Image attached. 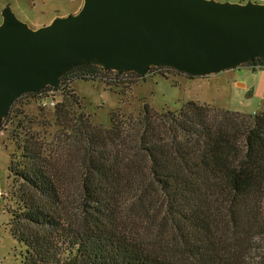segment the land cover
<instances>
[{
	"label": "trees",
	"instance_id": "trees-1",
	"mask_svg": "<svg viewBox=\"0 0 264 264\" xmlns=\"http://www.w3.org/2000/svg\"><path fill=\"white\" fill-rule=\"evenodd\" d=\"M247 64L264 66V57ZM131 76L144 75L82 60L60 86L21 96L64 90L55 108L83 174L72 198L60 175L68 159L34 133L18 137L10 229L25 245L23 264H264V104L257 113L197 101L177 111L145 104L135 117L113 113L110 127L73 112L76 78L122 93Z\"/></svg>",
	"mask_w": 264,
	"mask_h": 264
},
{
	"label": "water",
	"instance_id": "water-1",
	"mask_svg": "<svg viewBox=\"0 0 264 264\" xmlns=\"http://www.w3.org/2000/svg\"><path fill=\"white\" fill-rule=\"evenodd\" d=\"M264 57V2L84 0L33 28L10 6L0 23V124L27 93L58 87L82 60L146 75L153 66L208 76Z\"/></svg>",
	"mask_w": 264,
	"mask_h": 264
},
{
	"label": "rangeland",
	"instance_id": "rangeland-1",
	"mask_svg": "<svg viewBox=\"0 0 264 264\" xmlns=\"http://www.w3.org/2000/svg\"><path fill=\"white\" fill-rule=\"evenodd\" d=\"M246 2L247 0H219ZM264 2V0H253ZM84 0H0V18L10 6L22 21L33 28L51 23L56 17L77 13ZM1 23V22H0ZM131 88L112 87L104 80L76 78L71 86L80 98L73 112L85 113L93 123L110 127L112 114L123 119L137 116L145 104L157 111L180 110L185 102L197 101L231 111L257 113L264 104V66L243 64L208 76H190L169 67H152L143 77L131 76ZM55 100L54 105L43 106V99ZM64 99V90H48L43 95H26L11 108V118L0 124V264H23L25 245L11 232L10 207L16 206L20 182L11 171L14 153H19L18 137L34 133L48 151L69 161L60 175L67 183L65 192L77 198V187L83 174L80 152L65 133L66 122L56 112V105ZM9 113V114H10ZM21 125V127H20ZM21 132V136H18ZM64 166V162L61 161ZM65 168V166H64ZM78 203L71 209L77 211ZM128 215L136 216L131 212ZM147 220V219H144Z\"/></svg>",
	"mask_w": 264,
	"mask_h": 264
},
{
	"label": "built area",
	"instance_id": "built-area-1",
	"mask_svg": "<svg viewBox=\"0 0 264 264\" xmlns=\"http://www.w3.org/2000/svg\"><path fill=\"white\" fill-rule=\"evenodd\" d=\"M0 22H2V21H1V18H0ZM43 93H44V92H43ZM43 93H41V95H43ZM55 103H56L55 100H48V98L45 97V98L43 99L42 105H43V106H48V105H54Z\"/></svg>",
	"mask_w": 264,
	"mask_h": 264
}]
</instances>
